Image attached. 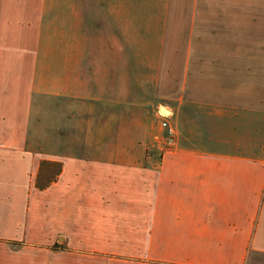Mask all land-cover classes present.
Instances as JSON below:
<instances>
[{
    "label": "crops",
    "instance_id": "1",
    "mask_svg": "<svg viewBox=\"0 0 264 264\" xmlns=\"http://www.w3.org/2000/svg\"><path fill=\"white\" fill-rule=\"evenodd\" d=\"M175 1L140 47L135 0H0V264H264V0ZM137 64L193 67L175 108L123 90Z\"/></svg>",
    "mask_w": 264,
    "mask_h": 264
},
{
    "label": "rangeland",
    "instance_id": "2",
    "mask_svg": "<svg viewBox=\"0 0 264 264\" xmlns=\"http://www.w3.org/2000/svg\"><path fill=\"white\" fill-rule=\"evenodd\" d=\"M229 0H205L201 1L200 7L201 9L206 10H215L220 11L224 9H239V0H232L231 3H228ZM237 1V2H236ZM135 13H136V27H137V34H136V43L140 47L144 46H158L160 44V37L161 35L159 33H152V34H145L143 33L142 28H144V24H149V22L152 20V27L153 29H157L158 26L162 22V19L160 20L158 17L154 16L156 14L155 10L152 9L150 13L148 12L150 9L144 8L143 0H135ZM183 3V2H182ZM151 6L153 7L155 4H158L157 2H151ZM169 4H171V7L174 8V5L180 4L179 2H176L175 0H169ZM183 4H186L185 1ZM172 8V9H173ZM132 13V12H131ZM153 16L150 20L147 16ZM150 20V21H149ZM218 20V19H216ZM146 22V23H145ZM261 26V25H260ZM263 28V25H262ZM264 29V28H263ZM221 31V30H220ZM217 28H212L210 30V35L213 41L222 42V40L226 41V36L217 35L218 32H220ZM234 32V33H232ZM240 32L231 31V33L228 34V37L231 41L235 44L240 43L242 40L243 43H247L248 41L243 39H240ZM258 36V40H256V43H264V32L259 30V33L255 31V33L252 35ZM182 35H175V34H168V56H176L177 50L176 47L177 43L180 44V40L177 38L181 37ZM191 39V35L185 34L183 36V39L181 43L186 44ZM253 41V40H252ZM146 54L149 56H154L155 54H158L157 51L153 50H137L136 55L137 57H144ZM146 55V56H148ZM197 68V67H194ZM202 68V67H198ZM212 72H214V67H209ZM217 68V67H216ZM193 67H180V66H149V65H135V66H125L121 67V86H123V90L132 91L135 93L136 96H144L146 99L150 100L152 103L157 104H167L171 108H175L177 104V98L175 97V91H174V84H175V77L177 74H181L183 72H187V74L190 75L192 72ZM124 71V72H123ZM167 75V78L164 76ZM162 80V81H161ZM145 99V100H146ZM152 119L153 127H157V121ZM175 120V118H173Z\"/></svg>",
    "mask_w": 264,
    "mask_h": 264
},
{
    "label": "built area",
    "instance_id": "3",
    "mask_svg": "<svg viewBox=\"0 0 264 264\" xmlns=\"http://www.w3.org/2000/svg\"><path fill=\"white\" fill-rule=\"evenodd\" d=\"M159 127L162 130V151L173 150L176 144V130L169 122V116L159 112Z\"/></svg>",
    "mask_w": 264,
    "mask_h": 264
},
{
    "label": "water",
    "instance_id": "4",
    "mask_svg": "<svg viewBox=\"0 0 264 264\" xmlns=\"http://www.w3.org/2000/svg\"><path fill=\"white\" fill-rule=\"evenodd\" d=\"M160 112L164 114L165 116H169L170 112L166 110L165 108L161 109Z\"/></svg>",
    "mask_w": 264,
    "mask_h": 264
}]
</instances>
